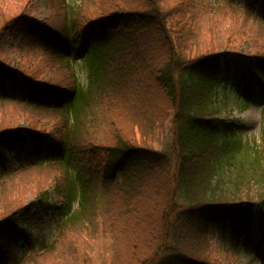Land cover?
I'll return each instance as SVG.
<instances>
[{
  "label": "trees",
  "instance_id": "16d2710c",
  "mask_svg": "<svg viewBox=\"0 0 264 264\" xmlns=\"http://www.w3.org/2000/svg\"><path fill=\"white\" fill-rule=\"evenodd\" d=\"M14 1L7 8L9 0H0V264H36L32 258H45L68 234L81 244L105 239L108 257L97 261L90 253L86 259L70 248L64 264H218L237 260L249 247L254 224L262 229L264 251V143L243 142L217 119L235 99L221 85L229 58L212 48L191 54L197 0L170 6L166 0H88L89 14L67 0H47L42 25L31 19V0ZM244 4L243 17L234 10L229 17L247 27L264 0ZM157 41L155 52L163 50L150 77L167 103L158 119L146 123L123 102L137 91L135 79L146 75ZM8 48L18 57L15 73L5 61ZM82 52L85 87L72 62ZM254 64V82L245 79L239 98L242 108L249 107L244 97L252 82L264 94V48ZM15 81L21 87L12 99L6 87ZM22 120L25 132L15 129ZM103 128L107 142L95 135ZM15 146L20 153L6 162ZM159 176L160 225L145 251L140 201ZM253 183L261 185L257 201L242 203L239 196L245 190L249 199ZM34 212H50L53 224L37 251L25 230ZM19 243L31 249L28 258L27 250L10 254Z\"/></svg>",
  "mask_w": 264,
  "mask_h": 264
},
{
  "label": "rangeland",
  "instance_id": "374dc122",
  "mask_svg": "<svg viewBox=\"0 0 264 264\" xmlns=\"http://www.w3.org/2000/svg\"><path fill=\"white\" fill-rule=\"evenodd\" d=\"M25 2V0H22ZM182 0H166V5H176ZM244 2L245 0H239L234 5L229 3V0H197V18L196 25L198 26V33L196 32V38H192L188 44H190L191 54H196L199 49L212 48L215 53L223 55L226 53L227 58H229V70L226 71V75L223 76L222 86L227 89V95L229 97H236L232 102L228 101L227 106L223 109L218 120L223 121L227 126H232L235 133L239 135L242 141H247L252 143L253 146L260 147L264 143V136L262 135V127L264 122V95L258 88L252 84V90L249 96V107L243 109L241 106L236 104V99L241 95L244 86V80L248 76L254 78V63L257 55H260V51L264 48V38L260 36V33H264V10H260L256 13L255 17L249 20L247 27L243 26V20L241 21H231L229 17L231 10H234L240 17L244 16ZM68 5L73 7L76 11L82 14H89L91 11V6L88 4V0H67ZM17 2L14 0H9L7 8H12ZM196 4V1H193ZM2 5H0V8ZM4 7L0 10L3 11ZM29 10L31 12V19L38 25H42L45 21L49 12L47 9V0H31ZM198 35V38H197ZM160 40L157 37H152ZM83 41V35H78L77 44H81ZM77 45L72 46L71 53L75 50ZM160 48V47H159ZM161 50L156 53L161 54ZM154 53L149 55V60L147 62L148 71L146 75H142L140 78H136L135 81L138 83V89L134 92L132 96L126 98V103L130 107L133 115L136 119H144L145 117H152L155 115L154 119H158L159 115L165 111V100L162 101L160 97L164 96L163 93L157 88L151 79V67L158 60V56ZM5 61L11 72H17L18 70V57L8 48L5 53ZM84 53H80L77 58L73 59V66L75 69V77L78 84L81 87H85L87 83L86 72L82 68ZM47 78L40 80L41 82H46ZM139 80V81H138ZM39 83V81H38ZM21 84L19 81H15L14 84H7L6 91L8 97L16 99L19 97ZM127 111V109H126ZM152 120V119H151ZM159 122V121H157ZM150 123V122H149ZM29 126L22 120L19 124L15 125V129L22 132L28 130ZM47 136L52 135V130L49 124L46 125ZM136 130V129H134ZM93 131V130H92ZM88 133V132H87ZM92 136L94 134L90 133ZM108 134V129L103 128L102 130L96 131V137L101 142H107L110 137ZM159 144V142L157 143ZM158 147H161L158 145ZM21 149H17L16 146L13 148L11 153L7 152V161H11L12 157L19 154ZM31 179H35L34 177ZM161 176L154 178L151 183H149V188L146 191L147 197L140 201L142 205V210L139 214L141 223L138 224L142 228V235L140 236L141 245L143 250H147L150 246V242L155 235L158 225H160V212L157 210L159 203L163 201L162 188L158 185L160 183ZM155 183L151 185L152 183ZM50 183V182H49ZM52 183L47 187V192L51 194L52 198L49 205L53 203L54 197L52 195ZM21 189V188H20ZM261 192L260 184H252L249 194L244 190L242 191L239 198L242 203L247 200L255 203L257 201L258 194ZM28 200L32 198V194L28 192ZM157 219V224L155 222ZM29 227H26L30 232L31 243L35 251H37L41 245L42 237L49 234L52 228V220L50 219V214L42 216L35 212L29 218ZM133 223V221H131ZM139 236V235H138ZM73 238V240H71ZM260 238V232L257 231L256 227L253 228L251 234V242L249 248L246 246L242 249L239 258L236 260L232 259H220L218 264H264V256L262 253V246L256 247V242ZM55 239V238H54ZM51 240L48 243H51ZM107 245L105 239L98 238L97 241L92 240L90 243L81 244L79 238L76 234H68L60 244L56 246L54 252H50L45 258H32L38 259L36 264H64L70 262L67 259V250L71 249L77 250V254L84 253L87 258L90 259V253L96 255L94 259H106L108 257ZM38 248V249H37ZM90 248H93L90 252ZM30 248H27L25 252V258L29 256ZM24 251V246L19 244L18 248L11 251V255L22 256ZM31 258V256L29 257ZM128 259H131L128 257ZM107 260V259H106ZM35 263V262H34ZM80 264H90L88 261L80 262Z\"/></svg>",
  "mask_w": 264,
  "mask_h": 264
},
{
  "label": "bare ground",
  "instance_id": "6f19581e",
  "mask_svg": "<svg viewBox=\"0 0 264 264\" xmlns=\"http://www.w3.org/2000/svg\"><path fill=\"white\" fill-rule=\"evenodd\" d=\"M160 43H161L160 41L155 42L152 52H153V51H154V52H155V51H158L159 47H161V46H160V45H161ZM155 53H157V52H155ZM156 55H157V54H156ZM157 56L159 57L160 54H158ZM160 98H161L162 101L165 100V97H164V96H162V97H160ZM133 116H134V115H133ZM154 118H155V115L153 114L152 117H151V116H150V117L148 116V117H145L143 120H144L146 123H148L149 120L154 119ZM131 121L134 122L135 119L132 117V118H131ZM155 222H156V224H157V219H155Z\"/></svg>",
  "mask_w": 264,
  "mask_h": 264
}]
</instances>
